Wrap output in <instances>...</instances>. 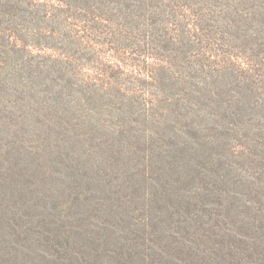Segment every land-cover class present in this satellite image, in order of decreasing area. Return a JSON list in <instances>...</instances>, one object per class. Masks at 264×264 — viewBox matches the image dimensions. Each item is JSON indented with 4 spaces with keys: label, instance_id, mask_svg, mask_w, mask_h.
I'll use <instances>...</instances> for the list:
<instances>
[{
    "label": "trees",
    "instance_id": "obj_1",
    "mask_svg": "<svg viewBox=\"0 0 264 264\" xmlns=\"http://www.w3.org/2000/svg\"><path fill=\"white\" fill-rule=\"evenodd\" d=\"M202 3L203 0H0V104L9 103L12 109H16L19 99L22 98L18 96L19 99L11 101L5 90L17 94L29 93L31 96L34 91L38 93L35 89L39 88L41 92L44 91L43 97L37 96L32 100L41 104L48 103L50 106L54 105L51 100L54 96L50 98L48 96L50 91L61 87L66 89L77 87L76 91L81 94L83 105L99 99L93 96L94 93H98L99 96L117 94L122 99V88L108 87L107 82L105 84L97 78L84 83H79V79L76 78L78 69L88 61V65L92 64L105 70L104 78L114 79L116 83L120 81L118 75L112 72L106 73L108 61L96 53L88 57L91 51L96 50L92 46L94 45L92 41L95 39L102 45L117 43L115 50L119 49L116 57L120 61L123 57H119V52L124 51V54L127 53V61L131 57L139 59L144 56L150 58L149 63H152L153 75H150L152 84L150 81L146 84H151L156 90H153V93L147 91L146 98L136 97V115L142 114L143 109L146 112L142 121L136 116V124L144 122L135 129L136 145L131 144L126 150L121 144L124 139L123 133L118 135L119 138L114 136L108 141L106 126L102 122L89 124L87 120L90 119L81 116V120L77 123L82 125L84 132L82 131L81 134L87 136L86 140L82 141L83 146L90 145L102 151H109L117 157L136 152L134 170L136 209L133 208V212L136 211V221L131 223L134 228L128 229V225L127 229L111 230L109 238L112 240L109 241L105 236L107 234L105 232H108L106 229H103L105 232L103 231L102 236L94 232L87 235L88 231L81 225L78 227L79 230L77 228L73 230L75 226L71 224L72 236L79 232L81 238L74 237L72 243L68 242L69 238L66 241L64 238V241L68 242L63 248L69 254L66 259L69 263L65 261L63 264H81L83 260L91 262L97 260L100 256L97 249L99 246L87 254H81L80 257L75 258V255L81 252L88 242L91 244L102 242L107 248L115 240L120 244L115 248L120 249L118 255L126 256L124 258L129 264H178L179 259L182 258L175 254L176 251L171 246L169 247L168 240L171 238L175 239L176 246H183L187 253L195 252L192 260L187 264H201L196 256H201V252L206 251L204 248L194 249L197 247L194 243L220 250L219 264H259L257 260H264V248L263 252L260 250L262 246L264 247V206L260 208L256 201L250 202L241 198L257 189L252 185L256 176L243 166H237L239 158H244L246 162L250 161L247 163L249 165L252 162L258 165L262 161L261 150L264 142L259 136H264V123L255 126L256 131L248 140L251 152L248 154L243 150L244 154L236 155L232 152L233 143L229 144L227 141L233 140L231 122L235 124L237 122L230 114L225 113H221L220 121L216 119L215 110L204 109L199 103L197 104L199 100L196 98L201 96L202 92L195 89L191 91L187 87L188 77H175L170 74L171 69L175 68L177 71L182 67L192 53H200V48L207 52V50L212 51L213 45L225 46V42L229 45L226 39L225 42L221 40L223 42H219L220 44L216 42L214 26L217 27V18H211L213 16L211 11L204 14L205 8H200ZM115 11L128 12L134 17L136 12L142 15L137 21L136 18L129 21L115 14ZM166 13L170 17L166 18ZM212 13L215 15V11ZM184 19L192 20L188 25H193L194 32L190 29H181L185 25H180L179 22ZM148 33L152 35L147 36ZM245 38L246 36L237 37L241 43L236 42L234 45H229L228 49L222 47L218 51L226 49V54L229 51L230 55L241 57L242 52L237 53L234 50L251 46L247 45L250 38ZM261 39L264 40V35ZM258 45L264 49L263 42L259 41ZM37 50L40 52H36ZM227 65L225 67H230L232 63ZM235 65L231 76L240 83L239 78L244 72L241 67ZM169 80L178 81L182 87L180 92L176 93L168 89V85H171ZM252 91L251 94L254 95L256 91L254 89ZM235 93L239 96L245 95L241 91ZM211 94H209L211 100L215 101ZM229 98L230 95H227V99ZM32 100L31 102L34 103ZM105 101H110L109 97ZM157 101L159 105L156 104ZM248 109L253 108L251 106L246 110L238 108L232 113L243 115ZM253 110L255 112L257 108L254 107ZM257 115L264 118V111L259 110ZM133 123L131 119V126ZM149 123H152L155 129L161 124L163 132L152 130L154 134L148 129ZM204 147L215 150L214 154L220 155L218 162H213L209 156L210 152L205 151ZM255 153L257 155L253 156ZM120 168L128 170L129 166L122 163ZM175 174H178L179 178ZM191 177L193 181L190 180ZM184 179L193 182L200 190L197 194L198 196L201 192L199 201L189 199L182 186ZM230 182L237 186L240 182L243 190L232 189ZM72 205V210L75 211L76 204ZM162 206V211L169 213L166 219L176 224L178 222L192 224L190 220H197L207 212L215 219V223L208 225L213 228L219 227L217 235V238H220L219 242L212 243L213 239L208 234L203 235L198 230L199 226L194 230L177 227L178 230L162 233L159 231L160 224L166 219H159L157 215V211ZM220 207L224 210L217 211ZM243 207L251 212V218L245 219L248 226L238 231L230 227L229 218L224 211L230 215L233 212L231 208L241 212L245 210ZM99 209L103 210V206L101 205ZM70 215L65 214L62 217L69 218ZM252 233L256 234L254 240H251ZM165 236H168L166 242L171 252L165 249L167 244L159 246V243L156 244L163 242ZM60 246L58 245V254ZM258 250L260 253H256ZM7 253L11 264L22 262L23 257L19 248L14 246ZM26 262L27 260L23 264H28ZM101 264L106 263L101 260Z\"/></svg>",
    "mask_w": 264,
    "mask_h": 264
},
{
    "label": "rangeland",
    "instance_id": "obj_2",
    "mask_svg": "<svg viewBox=\"0 0 264 264\" xmlns=\"http://www.w3.org/2000/svg\"><path fill=\"white\" fill-rule=\"evenodd\" d=\"M200 5H202L201 9L205 8L204 14L211 11V15H213L211 18H217V27L214 26L216 42H223L221 40L225 42L226 39L229 45H234L236 42L241 43L237 37L246 36L245 39L250 38L247 45H251L252 48L234 50L237 53L241 51V57L232 56L229 51L226 54L225 50L229 46L226 42L225 46L213 45L212 51L205 52L203 48H200V53H192V56L183 63L182 67L177 71L175 68L171 69L170 74L175 77H188L187 87L191 91L195 89L202 92V95L196 98L199 100L197 104L199 103L204 109L215 110L216 119L220 121L221 113L232 116L237 124L231 122L233 140L227 142L233 143L232 152L236 155L244 154L243 150L249 154L251 147L248 140L256 131V127L260 123H264V118L257 115L259 110L264 111V49L258 45L259 41L264 43V40L261 39L264 35V18H262L264 17V0H203ZM212 11H215V15ZM115 14L121 15L129 21H133L135 18L137 21L142 15L136 12V17H134L124 11H115ZM167 17H170L168 13H166ZM191 21L188 19L180 21V25H185L181 29H190L194 32L193 25H188ZM82 35H84L83 31ZM118 37L121 39L120 35ZM92 42L94 43L92 46L96 50L91 51L88 57L97 54L108 61L106 73L112 72V74L118 75L120 81L116 83L114 79L104 78L105 70L103 71L92 64L88 65V61L78 69L76 78L79 79V83L97 78L105 84L107 82L108 87L122 88V91L120 90L123 94L122 99L117 94L99 96L98 93H94L93 96L99 99L83 105L81 94L76 91L77 87L74 86V89L61 87L50 91L49 98L54 96L51 99L54 105L50 106L48 103L41 104L32 100L37 96L43 97L44 91L41 92L42 90L39 88L35 89L38 93H34V91L31 96L29 93L19 92L17 94L11 90H5L11 101L18 96H21L22 100L18 98L19 104L16 109H12L9 103L0 104V264H11L7 252L14 246L21 250L23 257L22 262L19 261L17 264H23L26 260L28 264H63L65 261V263H69L66 260L69 254L65 252L63 245L68 242L72 243L74 237L81 238L79 232L74 237L72 236L71 224L75 226L73 230L76 228L79 230L78 227L81 225L84 230L88 231L87 235L94 232L102 236L103 229H106L108 232H104L107 233L105 236L109 241L112 240L109 238L111 230L127 229L128 225V229L134 228L131 223L136 221V211L133 212L136 209V174L134 171L136 152L118 154L119 157H117L109 151H102L90 145L83 146L82 141L86 140L87 136L81 134L82 125L77 123L78 120H81V116L89 118L90 120H87V123L90 122L89 124L102 122L106 126L107 140H112L114 136L118 137L120 133H123L124 139L121 144L126 150L127 146L136 145L137 132L135 129L144 124V122L136 124V97L146 98L147 91L153 93V90H156L151 85L152 63H149L150 58L144 56L139 59L131 57L132 59L127 61V53L124 54V51L119 52V57H123L120 61L116 57L119 49L115 50L117 43L102 45L96 39ZM203 45L204 43L201 44V47ZM222 47L226 49L219 52L218 49ZM98 49L101 50L98 51ZM231 63L232 66L225 67ZM234 64L236 67H241L244 72V75L239 78L240 83L231 76ZM148 81L151 84H146ZM174 81H168L171 83L168 85V89L176 93L180 92L182 87L178 81H176L177 83ZM253 89L257 94H251ZM237 91H241L245 95L239 96L238 93H235ZM209 94L214 97L215 101L211 100ZM227 95H230L229 99H227ZM233 95L235 96L233 97ZM108 97L110 101H105V99L108 100ZM156 104L160 103L157 101ZM250 106L253 109L256 107L257 110L254 112L253 109H248L243 115L232 113L238 108L246 110ZM141 112L142 114L138 113V116L142 121L145 119L144 113L146 112L144 109ZM131 119L134 121L132 126ZM152 125L149 123L148 129L163 132L161 124L156 129ZM153 133L155 134V132ZM259 137L264 142V136ZM262 148L263 159L258 165L253 162L249 165L247 163L250 161L246 162L244 158H239L237 165L243 166L256 176L255 183L252 185L257 189L253 190V193H246L241 198L250 200V202L256 201L260 208L264 206V145ZM203 149L210 152L209 156L214 163L218 162L220 155L214 154L215 150L212 151L206 147ZM256 155V153L253 154V156ZM122 163L128 164V170L120 168ZM140 163L142 165V162ZM175 176L179 178L178 174ZM190 180L193 181L192 177ZM191 181L184 179L182 186L189 199L197 202L201 199V192L197 196L199 189ZM230 184L232 189L243 190L240 182L238 186L233 182ZM193 191L197 193L194 194ZM257 198L260 200L258 201ZM74 203L76 204L75 211L72 210ZM101 205L103 210L99 209ZM234 208H231L233 212L230 215L225 211L224 214L229 218L230 227L240 231L248 226L244 220L251 218V212L246 211L244 207L245 210H241V212ZM162 210L163 206L157 211V215L159 219L165 220L169 213ZM221 210L224 208L220 207L217 211ZM76 213L78 214L76 215ZM65 214L71 215L69 218L62 217ZM219 219L225 222L222 218ZM190 221L192 224L183 222L176 224L166 219L160 224L159 231L162 233L174 231L178 230L177 227L194 230L199 226L198 230L203 235L208 234L213 239L212 243L219 242L220 238H217L219 227L213 228L208 225L215 223V219L211 218L207 212L197 220ZM254 235L256 234H251V240L256 238ZM64 238H66L65 241L69 238L68 242H65ZM167 239L168 236H165L163 242H156V244L159 243L158 246L167 244L165 249L170 251ZM168 241L169 247L171 246L176 251L175 254L182 258H178V264L190 263L195 252L189 254L183 246H176L174 238ZM112 242L113 244H110L108 249L102 242L95 244L88 242L81 252L76 253L75 258L82 256L81 254H87L99 246L97 248L100 253L99 259L92 262L83 260L81 264H101V260H104L106 264H129L124 258L126 256L118 255L120 249L115 248H118L120 244L117 240ZM61 244L62 246H60ZM58 245L61 247L59 254L57 252ZM194 245L197 246L194 249L204 248L206 250L201 252V256H196L199 263H220L218 258V255L221 254L220 250H214L212 247L206 248L199 243H194ZM263 248L262 246L261 252H263ZM260 250L256 253H260ZM257 263L264 264V260H257Z\"/></svg>",
    "mask_w": 264,
    "mask_h": 264
}]
</instances>
